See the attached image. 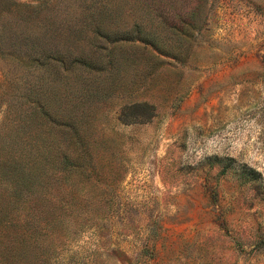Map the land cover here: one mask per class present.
Wrapping results in <instances>:
<instances>
[{"label": "rangeland", "instance_id": "rangeland-1", "mask_svg": "<svg viewBox=\"0 0 264 264\" xmlns=\"http://www.w3.org/2000/svg\"><path fill=\"white\" fill-rule=\"evenodd\" d=\"M0 264H264V0H0Z\"/></svg>", "mask_w": 264, "mask_h": 264}, {"label": "trees", "instance_id": "trees-1", "mask_svg": "<svg viewBox=\"0 0 264 264\" xmlns=\"http://www.w3.org/2000/svg\"><path fill=\"white\" fill-rule=\"evenodd\" d=\"M155 106L149 102H137L123 109L121 119L125 122L149 120L155 116Z\"/></svg>", "mask_w": 264, "mask_h": 264}]
</instances>
